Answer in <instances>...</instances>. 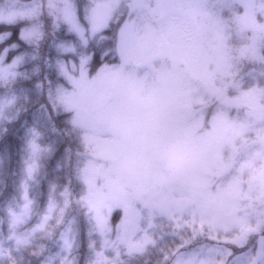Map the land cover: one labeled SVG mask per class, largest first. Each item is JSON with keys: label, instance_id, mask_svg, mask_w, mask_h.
Here are the masks:
<instances>
[{"label": "trees", "instance_id": "1", "mask_svg": "<svg viewBox=\"0 0 264 264\" xmlns=\"http://www.w3.org/2000/svg\"><path fill=\"white\" fill-rule=\"evenodd\" d=\"M205 1L209 11L214 0ZM227 1L230 10L221 11L222 27L232 28L223 44L229 51L222 55L226 70L212 65L211 80L194 81L193 91L210 96L198 103L184 100V114L177 113L182 95L174 100L176 112L170 110L163 137L176 141L177 132L184 135L191 124L201 136L211 120L225 115L229 132L217 160L225 169H210L205 189L217 196L221 185L246 180L251 192L232 199L230 217L217 222L210 206L198 213L190 187L171 183L172 170L156 185L150 205L126 190L122 202L136 210L143 234L137 250L128 252L111 248L122 209L95 211L85 191V164L95 159L60 95L71 88L67 75L91 78L119 62L117 31L133 0H110L108 20L98 29L90 18L101 0H0V67L12 72L0 83V264H264L255 259L258 240L264 244L258 180L264 175V32L258 27L261 47L252 52L249 32L228 12L242 10ZM136 76L148 83L144 90L156 84L154 73L137 70ZM246 97L258 108L245 104ZM244 161L245 169L235 173ZM164 197L173 201L168 213L158 209Z\"/></svg>", "mask_w": 264, "mask_h": 264}, {"label": "rangeland", "instance_id": "2", "mask_svg": "<svg viewBox=\"0 0 264 264\" xmlns=\"http://www.w3.org/2000/svg\"><path fill=\"white\" fill-rule=\"evenodd\" d=\"M101 1L91 13L94 29L108 20L110 0ZM229 1L232 7L237 5L242 11L237 14L229 11L227 0H214L209 11L205 0H133L130 14L117 31L119 62L102 68L91 78L84 72L76 77L67 75L71 88L61 93L60 98L65 107L73 111L72 124L95 159L85 164L88 175L83 179L85 191L95 211L122 209L115 225L112 249L136 251L143 239L138 229L140 217L128 200L122 202L123 193L128 190L134 198H143L144 205H150L157 195L156 185L161 184L169 170L174 177L171 183L191 188L198 213H204L210 206L217 222L230 217L228 206L232 199L251 192L246 180L221 185L217 196L205 189L214 173L210 169L216 166L221 168L220 172L225 169L223 163L217 162L229 132L230 124L225 115L211 120L210 130L201 136L194 135L198 125L191 124L182 136L179 125L176 126L179 131L176 141L163 137L168 132L164 131V126L169 123L170 110L176 112L174 100L182 95L181 109H177V113L184 114V100L198 103L210 96L193 91L194 81L211 80L212 65L226 70L222 55L224 49L229 51L228 45L226 48L223 44L232 28L222 27L221 11L228 8L229 16L249 32L247 40L251 41V51L260 50L257 30L259 27V31L264 32V0ZM259 21L263 22L261 26ZM206 53L210 57H206ZM137 70L143 75L154 73L156 84H149L150 88L144 90L148 83L136 76ZM168 70L170 73L166 74ZM11 77L10 69L0 67V83ZM168 88L174 90V94L167 93ZM213 89L208 86L209 91ZM255 102L253 97L245 98V104L257 109ZM227 103L228 107L233 104L231 100ZM255 149L259 151L261 147L256 145ZM245 163L236 164L235 173L245 169ZM229 164L231 167L232 163ZM258 180L264 190V175ZM172 203L169 198H161L158 209L168 213ZM181 258L184 260V256ZM255 259L264 260V244L260 239Z\"/></svg>", "mask_w": 264, "mask_h": 264}]
</instances>
